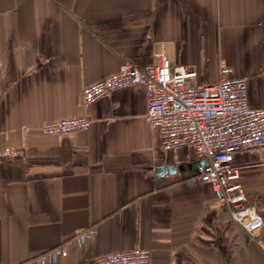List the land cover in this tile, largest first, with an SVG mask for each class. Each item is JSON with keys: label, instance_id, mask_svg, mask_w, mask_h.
Here are the masks:
<instances>
[{"label": "crops", "instance_id": "crops-1", "mask_svg": "<svg viewBox=\"0 0 264 264\" xmlns=\"http://www.w3.org/2000/svg\"><path fill=\"white\" fill-rule=\"evenodd\" d=\"M161 47L193 82L232 67L264 107V0H0V149L18 150L0 160V264H40L87 227L94 234L55 264L133 247L150 264H264V225L247 233L209 184L189 181L192 149L160 148L142 85L81 102L84 85L122 60L156 62ZM76 115L91 119L86 130H39ZM232 160L248 203L264 208V150ZM171 165L184 168L156 171Z\"/></svg>", "mask_w": 264, "mask_h": 264}, {"label": "built area", "instance_id": "built-area-1", "mask_svg": "<svg viewBox=\"0 0 264 264\" xmlns=\"http://www.w3.org/2000/svg\"><path fill=\"white\" fill-rule=\"evenodd\" d=\"M157 61L142 66L122 60L118 69L84 85V106L108 93L131 85H142L146 93L145 119L159 135L162 150L188 147L196 156V166L188 179L207 183L216 202L224 207L230 219L244 231L255 235L264 225L262 213L248 203L240 182V168L233 163L235 154L264 150V107L249 104L245 77L233 74L223 64L219 78L211 83L193 82L196 71L185 65H174L161 47ZM91 119L76 115L41 122L44 135L86 130ZM18 156L14 148L0 149V160ZM205 162H201V161ZM95 232L93 227L78 230L72 237L81 246ZM70 240L40 255L38 261L55 264L68 253ZM150 251L142 247L104 253L85 264H150Z\"/></svg>", "mask_w": 264, "mask_h": 264}, {"label": "water", "instance_id": "water-1", "mask_svg": "<svg viewBox=\"0 0 264 264\" xmlns=\"http://www.w3.org/2000/svg\"><path fill=\"white\" fill-rule=\"evenodd\" d=\"M201 162H205L204 160L203 161H201ZM177 168H184L183 167V165H179L178 167H177V165H171V166H169V167H166V169H163L162 167H157L156 168V171L158 172V171H160V170H169V171H171V172H173L174 170H176Z\"/></svg>", "mask_w": 264, "mask_h": 264}, {"label": "rangeland", "instance_id": "rangeland-1", "mask_svg": "<svg viewBox=\"0 0 264 264\" xmlns=\"http://www.w3.org/2000/svg\"><path fill=\"white\" fill-rule=\"evenodd\" d=\"M258 209H260L262 211V213L264 214V208L263 207L262 208L260 207Z\"/></svg>", "mask_w": 264, "mask_h": 264}]
</instances>
